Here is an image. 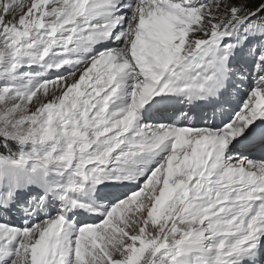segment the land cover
Returning a JSON list of instances; mask_svg holds the SVG:
<instances>
[{
    "label": "snow or ice",
    "instance_id": "6c2138e0",
    "mask_svg": "<svg viewBox=\"0 0 264 264\" xmlns=\"http://www.w3.org/2000/svg\"><path fill=\"white\" fill-rule=\"evenodd\" d=\"M0 264H264V0H0Z\"/></svg>",
    "mask_w": 264,
    "mask_h": 264
}]
</instances>
